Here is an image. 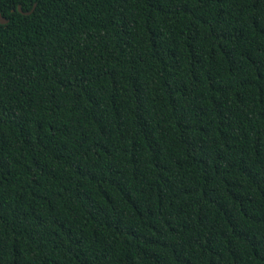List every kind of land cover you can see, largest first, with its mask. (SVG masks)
I'll use <instances>...</instances> for the list:
<instances>
[{
	"label": "trees",
	"instance_id": "1",
	"mask_svg": "<svg viewBox=\"0 0 264 264\" xmlns=\"http://www.w3.org/2000/svg\"><path fill=\"white\" fill-rule=\"evenodd\" d=\"M0 15V264H264V0Z\"/></svg>",
	"mask_w": 264,
	"mask_h": 264
},
{
	"label": "water",
	"instance_id": "2",
	"mask_svg": "<svg viewBox=\"0 0 264 264\" xmlns=\"http://www.w3.org/2000/svg\"><path fill=\"white\" fill-rule=\"evenodd\" d=\"M18 8H19V10H20L21 12H23V13H26V14L31 13V11L24 12V11L22 10V8H21L20 5L18 6ZM0 21H1V23H4V24H5V23H8V22H9V19H7V18H5L4 16L0 15Z\"/></svg>",
	"mask_w": 264,
	"mask_h": 264
}]
</instances>
